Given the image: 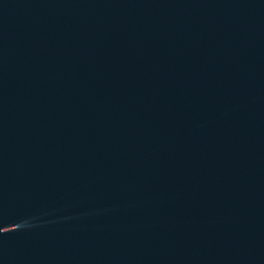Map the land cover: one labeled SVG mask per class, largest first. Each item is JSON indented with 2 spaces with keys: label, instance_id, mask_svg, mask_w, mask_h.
Wrapping results in <instances>:
<instances>
[{
  "label": "water",
  "instance_id": "water-1",
  "mask_svg": "<svg viewBox=\"0 0 264 264\" xmlns=\"http://www.w3.org/2000/svg\"><path fill=\"white\" fill-rule=\"evenodd\" d=\"M0 264H264V0H0Z\"/></svg>",
  "mask_w": 264,
  "mask_h": 264
}]
</instances>
